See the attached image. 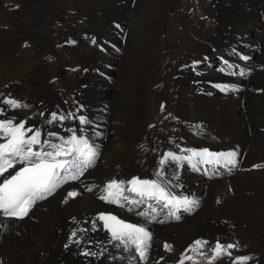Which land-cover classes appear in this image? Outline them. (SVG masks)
<instances>
[{
  "label": "bare ground",
  "instance_id": "6f19581e",
  "mask_svg": "<svg viewBox=\"0 0 264 264\" xmlns=\"http://www.w3.org/2000/svg\"><path fill=\"white\" fill-rule=\"evenodd\" d=\"M15 1L22 9L25 5L27 8L31 7L30 0ZM121 1H124V5L119 4ZM214 1L216 6L209 11L213 16H217V23L211 22L206 29L192 25V22L175 13V18L181 21L185 28L179 36L181 41L182 37L184 38L182 42L186 49L192 47V56L191 60H186L184 70H175L178 65L172 67V77L176 74L175 80L172 78L167 88L159 94L160 98L166 99L161 96L172 91L168 96V114L158 113L157 116L165 120L160 123V119L156 118L153 126L147 122L148 101L145 95L150 85L159 84L156 80L153 81V73L161 62L158 60L162 58V46L155 36L163 26L171 0H156L153 4L152 0H85L82 6L91 11V28L100 32L106 31L108 34L113 33L112 38L115 41L121 34L119 27L126 28V41L128 43L131 32L130 41L125 44L123 54L114 60L117 65L123 57L118 63L120 70L114 78L112 75L115 70L108 71L98 64L105 60L104 56L90 47L79 48L77 59L81 61V70L76 73L82 72L86 79L80 78L75 82L76 94L61 93L63 100L60 101L46 87L33 89L24 83L25 80L19 82L21 87L13 83L3 84L8 81H20L22 77L18 74L24 72V67L31 70L35 66L42 54L40 50H31V46L39 49L38 45H45L47 42L50 34L49 17L56 11L58 0H34L37 7L29 9L28 14L31 13V17L28 19L24 18L26 15H22L19 20H12L8 16L7 9L14 8L8 0H0V93L4 96L10 94L12 98L25 102L26 105H38L40 109L45 110L44 116L47 115V118L51 112H69L66 104L71 101H77L73 111L77 116H94L93 123L88 125H80L78 120L64 122L66 128H75L78 134L81 127L85 128V134L99 145L97 165L89 174L91 184L101 186L104 178L113 175L118 176L119 180L133 177L136 173L140 174L136 175L140 178L145 174L153 176L162 154L157 151L161 149L180 152V148L200 149L198 147L201 146L210 151L230 148L243 156L242 165L246 172H238V166L231 172L220 167L218 170L217 166L215 171L210 169L204 173L203 178L195 175V171L186 164L180 169L178 183L182 187L176 191L191 198L195 195L194 199L199 201V207L196 212H190L192 215L181 210L180 213L184 216L189 215L185 219L176 220L168 216L170 221L165 219L163 223L155 221L148 225L154 232L150 264H177L181 254L197 239L207 240L212 244L217 239L223 243L238 242L240 247L233 250L234 256L249 255L254 257L250 264H264V257L261 255L264 251V238L257 235L264 230V168L253 167L256 164H264L261 162L264 161V145L251 130L253 127L259 132L264 129V95L254 93L260 88L264 90V74L259 69L261 64H264V57H260L264 53V2ZM133 2L134 6L131 7ZM213 16H210L211 20ZM113 19V24L117 23L116 27L109 25ZM90 27L86 30L92 31ZM170 28L172 27L165 25V33L169 36L171 32L168 33L167 30ZM240 33H244L242 39L233 38ZM24 41H28L31 46L22 49L21 44ZM256 44V58L251 57L250 64L248 59L239 64L241 54L245 53L250 57ZM209 45L216 47L218 51L219 48L226 52L237 51L233 54H224L221 51L214 53L207 50ZM209 54H212L210 56L214 60L205 65L195 63L198 58ZM197 55L199 57H196ZM257 57L259 61H256ZM225 61L233 66L236 63L243 69L247 76L246 81L239 78L237 81H241L240 84L247 89L251 88L252 93L242 91L234 95L233 89L231 92H222L216 87L234 81V77H228L221 71L227 69L224 68ZM96 68L99 73L109 75L113 84L112 80L108 82L101 74L96 73ZM145 74H148V77H145ZM83 86L86 88H82ZM110 92L115 96L112 100L105 101V98L111 95ZM37 99L40 100L39 104L36 103ZM104 105L107 107L105 110ZM86 106L87 111L88 108L93 109L91 115L86 113ZM27 109L28 107L16 111L32 112V108L28 111ZM19 112L13 114V111H10L6 117L15 116L18 120L22 118ZM41 117L40 114L38 118L31 116L27 119L28 126L35 125L42 129L55 127L52 131H59L64 136L69 135L59 127L43 124ZM232 119L233 122L229 124ZM197 125L200 128H197ZM159 128H162V135L157 132ZM96 132L101 135H94ZM146 147L151 153L147 157L144 153ZM174 171L173 167L169 174ZM68 191L69 186H64L45 200L40 209L33 211V221L28 218L3 221L6 226H0V264H138L132 259V252L114 248L102 240V232L90 231L91 221L96 215L110 209L94 198L96 190L83 193L79 188H75L73 191H77L79 195L64 203ZM207 191H215L216 200L206 202L204 198ZM255 204L259 206L257 209ZM233 209H238L241 213L230 216ZM159 215L161 221L165 213L159 212ZM202 219L205 222H202ZM78 228L89 229L87 232H78L76 239H82L83 242L79 246L73 243L66 248L65 244L68 243L71 231ZM165 242L172 245L171 252L164 251ZM101 249L107 251L99 258L81 254L84 250L100 252ZM159 257L163 259L159 261ZM165 258H168V261L163 263ZM185 264L192 262L186 261ZM223 264H231L230 259L224 257Z\"/></svg>",
  "mask_w": 264,
  "mask_h": 264
},
{
  "label": "snow or ice",
  "instance_id": "6c2138e0",
  "mask_svg": "<svg viewBox=\"0 0 264 264\" xmlns=\"http://www.w3.org/2000/svg\"><path fill=\"white\" fill-rule=\"evenodd\" d=\"M242 59L247 60L248 57ZM227 66L232 67L230 64ZM216 87L222 92L229 90L226 85ZM0 97H3L0 105L6 106L0 107V117H5L10 111L28 107L10 94L4 96L0 93ZM161 108L163 110V106ZM40 115L43 117L44 113ZM66 120H78L80 125L90 123L84 115L77 116L73 111L51 112L42 123L59 127L69 133L64 136L59 131L28 126L27 119L17 121L15 116L0 119V226H6L3 224L4 220L24 219L38 201L47 199L64 184L80 180L94 166L99 156V145L85 134V128L81 127L79 134L75 128H66ZM196 127L200 128L199 125ZM94 135L99 136L101 133L96 132ZM180 153L183 154L165 152L158 160L152 179L134 176L124 181L113 178L100 189L99 200L135 213L144 219V223H131L112 212H101L91 221L90 231L106 232L107 242L114 248L133 252V260L138 257L141 264H147L153 241V234L147 224L155 221L159 212L165 209L167 216L179 220L181 216L178 213L181 210L190 213L199 206L198 200L176 191L182 187L178 183L180 169L187 164L192 170L199 172L202 171V166L207 165L209 168L203 169L206 172L217 166L231 172L238 165L237 151L215 152L208 148H180ZM171 166H174L175 171L169 174L167 168ZM253 167L264 168V164ZM94 187H88L87 190L93 191ZM77 195V191H68L64 203ZM141 206H144L143 210L137 211ZM87 231L89 229L85 228L72 230L65 247L73 243L79 246L83 241L76 239L78 232ZM239 247L238 242L223 243L217 239L212 244L207 240L197 239L181 254L177 264H185L186 261H191L192 264H223L224 257H228L231 264H250L254 257L233 255V250H238ZM163 249L171 252L172 245L165 242ZM106 251L107 249H101L100 252L84 250L81 254L99 258Z\"/></svg>",
  "mask_w": 264,
  "mask_h": 264
},
{
  "label": "rangeland",
  "instance_id": "374dc122",
  "mask_svg": "<svg viewBox=\"0 0 264 264\" xmlns=\"http://www.w3.org/2000/svg\"><path fill=\"white\" fill-rule=\"evenodd\" d=\"M31 1H33V2H31ZM84 1L85 0H58L59 3L57 5L56 11H55L56 13L55 12H54L55 14L51 13L50 17H49V23L51 22L53 25H51V23H50V31H49L50 34L47 37L48 38L47 42L45 43V45H43V44L38 45V46H40L39 49H36L35 47L31 46V48H32L31 50H34V51L40 50L41 54H42L40 56V58L37 60L35 66L33 68H31V70H28L26 67H24L25 68L24 69L25 73L22 72V73L18 74V76L20 75L22 77V78L20 77L21 78L20 81L19 80L18 81L15 80L13 82L12 81H8V82L3 83V84L13 83V85H17L18 87H21V83H19V82H21V80H25L24 83L28 84V86L30 88L37 89V88H41V87L44 86V89H45V87H46L48 89V91L50 93H52L56 97V99H58V101L63 100V97H62L61 93L65 94V92H66L67 94L69 93V95L76 94L75 85L78 82V80H80V78H81L80 75H82V72H79L77 74L76 72L71 71L68 74L65 71H63L64 70L63 68L66 65H68V63H70L72 58H74V60L77 62V64L75 66H78V65L81 64V61L77 59L78 55H79V49H76V48L71 49L70 54H68V52H69L68 50L66 52H63V53L57 52V53L60 54L59 57L62 58V61H60V62L57 61V62H54V63H45V61L42 60L41 58L44 57L47 53H49V52H47V50L50 51V54L53 52V50H58V48H56L57 47L56 44H57L58 40L55 39V37H54V35L56 33H57V35H56L57 38H60L62 36H64V37L70 36V35H72V34H70L72 31L75 34V32H77L83 26V23L87 19H89V16L86 13H84V12L79 10V8H80L79 6H81V4H84ZM152 1H153L152 4L156 2V0H152ZM260 1L264 2V0H260ZM8 2L11 4L12 7L18 6L17 10H14L13 8H8L7 9L8 16L10 18H12V20H19L20 19L19 17H21L22 15H26V16H24V18L27 17L29 19L31 17V13L28 14L29 13V9H32V8L36 9V7H37L34 4V0H30V3H31V7L30 8H27V6L25 5L24 9H22V6L20 4H18L15 0H12V1L8 0ZM211 2H212L211 0H171V2H169V4H168V13H167L166 18H165V20L163 22V26L160 28V30L158 31V33L155 36L157 41L160 42V44L162 46V50H161L162 51V54H161L162 58H159V60H158V61H161V62H159V64L156 66V71L153 73V75H154L153 81L156 80L155 82H159V84L157 86H155V85L151 86L150 85V89H147L148 91H146V95H145L146 99L148 101L147 102L148 112H146V113H148L147 122L150 125L154 126L153 121H155L156 118H159L157 116L158 113H162L163 112L165 114H168L167 113L168 112L167 109L163 110L162 112H160V110L158 111V104H159V101L161 100V98L159 96L161 90H163L164 88L165 89L167 88V86H168L167 84L171 82L172 78H173V80H175V76L172 77V74H173L172 67L173 66H177V65L178 66H185L186 63H187L186 60L189 59L192 56L191 55L192 54V50H193L192 47H189V48L186 49L185 45L182 42L184 40V38L182 37V41H181V37L179 36L180 32L185 31V28H184V26L181 25V21H179L178 19L175 18V13H176L177 16L178 15H182L186 20H188L189 22H192V25H194V26H196L198 28L203 27V28L206 29V28L209 27L211 22L215 23V20L217 19V16L216 15L213 16L212 13L209 11V9H213V7H214V6H211ZM9 9H12L13 11H10ZM85 10H87V9H85ZM210 16H213L212 20H211ZM31 21H32V19H31ZM31 21H28V22H31ZM90 22H92V19H91ZM166 24L169 27H172V28H170V30H167L168 33H170V32L172 33V34L170 33V36L165 33L164 29H165V25ZM109 25H110V22H109ZM58 27H63L64 29H67V30L70 29V30H69L68 33H65V32L62 31L63 29H59ZM130 33L131 32H129V38H130ZM125 38L127 39V35L126 34H125ZM129 38H128V43L130 41ZM248 40H249V38L246 40V42ZM243 41H245V40H243ZM263 41H264V38H263ZM42 45H43V47H42ZM256 47H257V44L254 46L255 49L252 52V54L250 55V57H248L249 64L251 62V57L255 56V58H256V51H257ZM199 49H201V48H198V50ZM213 49H215V51L212 50V52L217 53L218 49H216V47H213ZM219 49L224 54H233L232 50L230 52H226V51H224L223 48H219ZM207 50H210V49L207 48ZM218 53H219V51H218ZM13 55H15V54H13ZM210 55H212V54H209L208 56L203 57L201 59L198 58L199 60L197 59V61L199 63H204V65H205L208 62L214 60V59H212V57ZM217 55H219V54H217ZM247 56H249V55L246 54L244 56V55L241 54L238 63L239 64L245 63L247 60L242 59V57H247ZM261 56L264 57V53H262L260 55V57ZM196 57H199V55H197ZM214 58H216V57H214ZM258 58L259 57H257L256 61H259ZM122 59H123V57L121 58V61H122ZM189 60H191V58ZM121 61H118L117 65H116V63L114 64V69L113 70H115V71H113L112 78H114V75L117 72H119L120 67H118V65H119L118 63L121 62ZM199 63H197V64H199ZM179 64H181V65H179ZM225 65L226 66L224 68H227V69H225L226 71L223 70V73L226 76L228 75V77L238 76V73L243 71V69L240 68V66L238 64H236V63H235V66L232 65L231 68H228L227 64H225ZM163 66H164V68H163ZM176 68H175V70H176ZM58 69H60V70H58ZM259 69L261 70V73L264 74V64H261ZM175 70H174V73H175ZM56 71H58V73L55 75ZM53 77H56V79H57L56 82L53 83V84H49L48 80L52 79ZM145 77H148V74L147 75L145 74ZM243 81H245V80H243ZM112 84H113V79H112ZM66 87H67L68 91L66 90ZM244 88L246 89L247 87H244ZM228 89H230L228 91H230V92L232 91V88L228 87ZM233 91H234V89H233ZM233 91H232V93H233ZM245 91H247L249 94L252 93V89L251 88H249V89H247ZM245 91H243V92H245ZM171 92H168V94L161 96V97H163V96L166 97L165 106L169 105L168 96H169V94ZM241 92H242V90H241ZM110 93H111V95L109 94L105 98V101L112 100L113 97L115 96L113 92H110ZM234 93H235V91H234ZM254 93L256 95H264V90H263V88H260V89L256 90ZM31 95H33V94H31ZM47 95L50 96L49 94H47ZM36 101H37L36 102L37 104L40 103V100L37 99ZM22 103L25 104V102H22ZM76 103H77V101L67 102V104H66L67 110L68 111H74V106L76 105ZM31 108H32V112H30V113H25L26 111H24L22 113V112H19V111L15 110V111H13V114L19 112V113L22 114V118H25V119H30L31 116L32 117L35 116L36 118H38L40 113H44L45 114V110L44 109H40L38 105H32V104L28 105L27 111L29 109H31ZM105 108H107V107L104 105L103 110H105ZM189 113L192 114V115H195L192 112H189ZM246 114L248 116V112ZM251 114H253V113L251 112ZM191 117H194V116H191ZM41 118H43V120H45V119H47V115H45V116H43ZM87 119L90 121L89 124H92L93 121H94V116H89ZM159 119H160V121H159L160 123H162L165 120V119L162 120V118H159ZM232 122H233V119L230 120L229 124L232 123ZM251 123H252V121H251ZM54 128L55 127H46L44 129L52 131ZM211 128H213V127H211ZM161 129L162 128H159V130L157 129V132L159 133V135L160 134L162 135ZM251 130L254 132V134H256L262 140L261 143H262V145H264V129H262L263 130L262 132H259V130H257L256 128L253 127V128H251ZM165 134L170 135V133H167V132H165ZM194 145L199 146L198 144H194ZM216 148H220V147H216ZM157 152L159 154H161V153H163V150L161 149V150H159ZM144 153H145L146 157L149 154H151V153H149V148L148 147L145 148V152ZM124 163H128V162L124 161ZM136 174H138V173H136ZM215 194H216L215 191H212V192H208L207 191L206 192V197L207 198L205 197L204 200L206 202H209V201H212V200H216V195ZM258 207H259L258 204H255V208L257 209ZM229 208H234V207H229ZM233 210L230 212V216H235V215L241 213V211L238 210V209L237 210L233 209ZM183 213L190 214L189 212H183ZM192 214H190V215H192ZM179 215L181 216V220L185 219V218H187L189 216V215L184 216L182 213H180ZM206 219H208V217L205 218V220ZM205 220L202 219V222H205ZM198 224H200V222H198ZM203 224H205V223H203ZM257 235L262 237V238H264V230H262V232L257 233ZM260 247H262V245H260ZM261 255H263V257H264V251L261 253Z\"/></svg>",
  "mask_w": 264,
  "mask_h": 264
}]
</instances>
